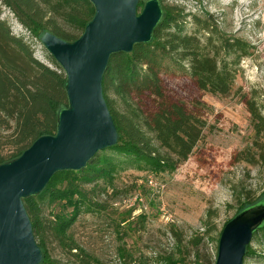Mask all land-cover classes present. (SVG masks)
<instances>
[{
    "label": "trees",
    "instance_id": "obj_1",
    "mask_svg": "<svg viewBox=\"0 0 264 264\" xmlns=\"http://www.w3.org/2000/svg\"><path fill=\"white\" fill-rule=\"evenodd\" d=\"M145 1L140 0L138 7L142 8ZM1 4L39 39L48 30L73 41L94 13L88 0H1ZM161 7L162 17L151 39L135 44L130 52L110 55L102 76V93L118 133L117 142L97 152L80 170L54 173L38 195L23 199L35 241L42 251L39 264H59L47 249L49 236L80 264H94L95 258L75 243L67 229L81 212L91 211L95 204L91 201V191L83 183L93 181L96 176L112 179L116 163L105 151H114L142 169L174 170L201 139L206 122L183 102L167 99L162 74L187 75L199 90L226 96L241 60L251 55L254 47L250 43L218 30L208 19L194 16L196 29L186 33L181 13L177 15L173 7L162 4ZM64 25L79 34L69 33ZM50 62L55 68L34 58L29 45L11 34L8 24L0 18V163L19 156L39 136L55 133L58 113L67 106V98L65 75L51 55ZM149 96L158 100L153 112H145L139 106L142 97ZM246 107L255 139L252 146L238 152L237 159L264 167V117L254 100L247 101ZM260 138L263 141H258ZM6 146L12 148L4 152ZM43 200L53 209L48 220L42 216ZM257 203H264V196L245 197L237 213ZM262 229L264 223L253 235ZM172 232L178 250L185 249L180 235ZM249 248L248 244L244 257ZM119 251L122 260L131 257L123 248ZM183 261V257L171 254L155 264Z\"/></svg>",
    "mask_w": 264,
    "mask_h": 264
},
{
    "label": "rangeland",
    "instance_id": "obj_2",
    "mask_svg": "<svg viewBox=\"0 0 264 264\" xmlns=\"http://www.w3.org/2000/svg\"><path fill=\"white\" fill-rule=\"evenodd\" d=\"M159 2L173 7L177 15L181 13L186 33L196 29L193 17L198 16L254 48L241 60L226 96L199 90L187 75H161L167 99L183 102L189 111L202 117L206 126L191 154L174 170L142 169L114 151L104 152L116 163L112 179L96 176L83 183L95 204L91 211L81 212L67 229L75 243L95 258L94 264H155L171 254L183 257L182 264H214L224 224L237 214L245 197L264 196V167L237 159L238 152L252 146L255 139L246 102L254 100L264 117V0ZM0 8V18L8 24L11 34L29 45L34 58L55 68L40 39L32 36L1 0ZM63 28L79 34L71 26ZM139 106L153 112L158 100L142 97ZM10 148L4 147V152ZM41 207L43 218L48 220L52 207L47 200ZM173 230L180 235L185 249L178 250ZM46 245L59 264H80L52 236ZM249 246L243 264H264L263 229L252 236ZM120 248L131 257L122 260Z\"/></svg>",
    "mask_w": 264,
    "mask_h": 264
},
{
    "label": "water",
    "instance_id": "obj_3",
    "mask_svg": "<svg viewBox=\"0 0 264 264\" xmlns=\"http://www.w3.org/2000/svg\"><path fill=\"white\" fill-rule=\"evenodd\" d=\"M94 13L73 41L44 31L40 41L65 75L67 106L54 134L41 135L16 158L0 163V264H39L23 199L38 195L59 171L80 170L114 145L118 133L102 93L110 55L146 43L162 17L159 0H88ZM264 223V203L239 211L221 229L214 264H243L253 232Z\"/></svg>",
    "mask_w": 264,
    "mask_h": 264
}]
</instances>
